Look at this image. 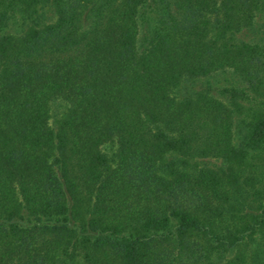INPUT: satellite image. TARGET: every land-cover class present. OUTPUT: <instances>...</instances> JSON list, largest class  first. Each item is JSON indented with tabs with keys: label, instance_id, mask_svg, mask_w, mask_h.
<instances>
[{
	"label": "trees",
	"instance_id": "obj_1",
	"mask_svg": "<svg viewBox=\"0 0 264 264\" xmlns=\"http://www.w3.org/2000/svg\"><path fill=\"white\" fill-rule=\"evenodd\" d=\"M0 264H264V0H0Z\"/></svg>",
	"mask_w": 264,
	"mask_h": 264
},
{
	"label": "rangeland",
	"instance_id": "obj_2",
	"mask_svg": "<svg viewBox=\"0 0 264 264\" xmlns=\"http://www.w3.org/2000/svg\"><path fill=\"white\" fill-rule=\"evenodd\" d=\"M218 77V76H217ZM216 78V77H215ZM221 79V77H218V80Z\"/></svg>",
	"mask_w": 264,
	"mask_h": 264
}]
</instances>
